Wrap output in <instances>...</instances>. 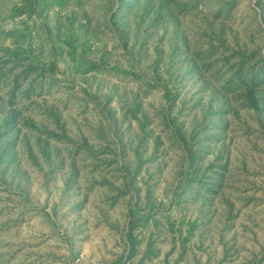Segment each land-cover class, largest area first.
Returning <instances> with one entry per match:
<instances>
[{"label":"rangeland","instance_id":"rangeland-1","mask_svg":"<svg viewBox=\"0 0 264 264\" xmlns=\"http://www.w3.org/2000/svg\"><path fill=\"white\" fill-rule=\"evenodd\" d=\"M78 185L135 264H264V0H0V264L69 263Z\"/></svg>","mask_w":264,"mask_h":264},{"label":"crops","instance_id":"crops-1","mask_svg":"<svg viewBox=\"0 0 264 264\" xmlns=\"http://www.w3.org/2000/svg\"><path fill=\"white\" fill-rule=\"evenodd\" d=\"M89 181L94 184L92 177ZM78 186L76 194L81 195V201L76 203V215L66 223L67 234L62 238V252L68 255V264H135L133 259L142 249L128 247L126 233L134 238L149 237L136 225L137 198L130 202L124 198L101 202L89 195L92 186L87 187L91 188L89 191Z\"/></svg>","mask_w":264,"mask_h":264}]
</instances>
